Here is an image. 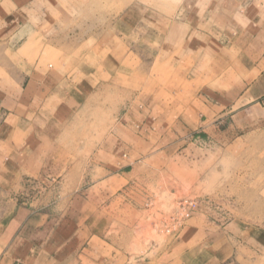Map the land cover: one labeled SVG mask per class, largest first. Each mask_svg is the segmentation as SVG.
<instances>
[{"label":"rangeland","instance_id":"rangeland-1","mask_svg":"<svg viewBox=\"0 0 264 264\" xmlns=\"http://www.w3.org/2000/svg\"><path fill=\"white\" fill-rule=\"evenodd\" d=\"M185 1L0 0V42L8 56L0 65L43 77L64 75L67 90L83 101L72 121L55 124L69 164L91 161L95 147L110 140L121 150L124 143L133 147V181L128 188L118 186L116 195L122 196L111 206L101 204L102 211L116 210L101 222L107 227L110 222L111 236L133 263L152 260L157 247L183 237L191 225L217 229L233 222L251 232L264 231V121H249L258 111L238 114V106L211 124L203 120L194 83L179 74L174 58L183 41L173 34V21H187L194 10L184 9ZM16 31L19 42L8 46L4 41ZM1 66L0 84H8ZM146 106L164 117L172 114L169 121L177 118L162 130L170 128L178 138L154 148L135 136H141L140 128L130 116L139 118ZM131 125L132 132L126 129ZM33 186L36 193L46 189L45 184ZM185 198L202 205L182 221L181 236L172 237L166 227L180 225ZM96 208V203L86 204L85 217ZM106 236L109 241V232Z\"/></svg>","mask_w":264,"mask_h":264},{"label":"crops","instance_id":"crops-1","mask_svg":"<svg viewBox=\"0 0 264 264\" xmlns=\"http://www.w3.org/2000/svg\"><path fill=\"white\" fill-rule=\"evenodd\" d=\"M186 8L194 9L190 18L171 27L183 41L174 58L179 74L194 83L203 120L211 124L238 106V114L258 111L249 121H264V0H187ZM19 32L4 42L13 46ZM0 47L5 61L6 45L0 42ZM9 66L1 67L11 82L0 84V264H134L111 236L110 222L109 227L101 222L116 212L102 211L101 204L111 206L122 196L116 195L118 186L128 188L133 181V147L124 143L126 149H118L114 134L115 141L109 137L108 144L95 147L87 164L70 165L55 124L75 118L83 101L67 90L64 75L43 77ZM145 108L139 118L130 116L140 128L141 136H135L154 148L178 138L170 128L162 130L177 118L169 121L172 114ZM132 127L126 129L132 132ZM33 183L46 189L36 193ZM89 203L98 208L85 217ZM108 232L109 241L104 239ZM155 250L152 260L135 264H264V231L233 222L217 229L191 225L183 237Z\"/></svg>","mask_w":264,"mask_h":264},{"label":"built area","instance_id":"built-area-1","mask_svg":"<svg viewBox=\"0 0 264 264\" xmlns=\"http://www.w3.org/2000/svg\"><path fill=\"white\" fill-rule=\"evenodd\" d=\"M207 201V200H206ZM209 201H207L208 203ZM202 205V202H200L198 199H194V198H185L183 201H181L180 203V209L179 213H180V217L178 219V222L180 225H175L174 227L170 228V227H166V232H168V234L172 235V237H177L179 236L183 229L184 226L182 224V221H185L186 219L192 217L195 213H197V211L200 209ZM176 218L174 217V220Z\"/></svg>","mask_w":264,"mask_h":264}]
</instances>
